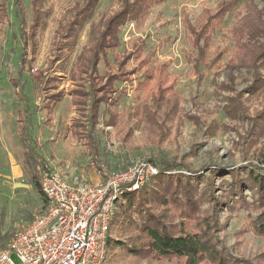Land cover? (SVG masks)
Listing matches in <instances>:
<instances>
[{"label": "rangeland", "instance_id": "1", "mask_svg": "<svg viewBox=\"0 0 264 264\" xmlns=\"http://www.w3.org/2000/svg\"><path fill=\"white\" fill-rule=\"evenodd\" d=\"M83 1L46 0L50 16L33 39L31 0H22L28 41L24 61L25 43L14 0L8 2L7 17L0 23V246L8 244L18 230L48 208L44 194L34 184L33 168L23 155L22 126L38 142L36 150L50 171L73 180L80 176L91 180L90 175L99 168L115 171L142 160L176 161L207 174L205 180L214 185L213 195L221 199L228 191L231 175L223 172L228 181L222 176L212 177L207 173L210 168L234 169L251 163L264 167V69L256 74L232 58L230 30L239 6L217 28L204 65L196 66L191 59L196 54L187 37L185 15L196 24L206 16L205 11L212 13L228 0H169L153 5L140 20H129L122 27V44L109 54V60L102 61L101 73L111 71L115 54L132 50L137 41L143 43L142 55L133 58L129 68L143 60L142 67L165 63L169 78L162 87H172L162 94L161 101L150 99L147 88L139 85L144 72L140 69L132 81L120 85L126 93H121L118 101L101 105L96 127L99 167L85 133L79 134L74 125L79 115L67 94L74 88L71 65L89 46L90 23L80 33L73 51L65 53L66 70L60 72V63L52 64L56 34ZM121 7V0H102L93 18L96 27ZM58 93L63 94L59 102L49 99ZM239 176H245L243 169ZM206 181L202 186L208 187ZM244 197L252 201L248 189ZM124 203L122 197L114 210L107 264H170L150 262L128 252L127 245L137 243L130 241L133 226H126L124 218L119 223L114 221L115 212H122ZM131 213L139 223L138 213ZM255 215L254 208L230 199L219 208L216 234L233 256L264 264V240L252 232L241 233Z\"/></svg>", "mask_w": 264, "mask_h": 264}, {"label": "trees", "instance_id": "2", "mask_svg": "<svg viewBox=\"0 0 264 264\" xmlns=\"http://www.w3.org/2000/svg\"><path fill=\"white\" fill-rule=\"evenodd\" d=\"M0 23L7 17V5L10 0H0ZM102 0H84L82 4L72 10V17L68 24L61 27L58 40L54 41L55 56L52 64L60 63V72L66 70L65 53L73 51L77 38L87 23H90L89 46L84 53L78 55L70 68V79L74 88L68 90L72 98L78 118L74 119L79 134L89 140L93 161L100 167V155L96 146V127L100 118L101 105L113 103L120 99L121 93H126L120 86L128 81L140 69H143V80L139 85L147 88V96L161 101L162 94L170 91L172 86L163 88L162 83L169 78L167 64H156L142 67L145 60L138 66L129 68L130 61L140 59L143 43H133V49L116 53L114 67L103 74L100 65L103 60H109V54L122 44L121 29L127 21L140 20L148 13L150 7L169 0H121L119 11L109 16L97 26L93 18ZM46 0H31L33 21L31 25L32 38L36 39L39 29L46 26L50 12L46 9ZM16 12L21 23L22 37L27 51L25 9L22 0H14ZM239 6L236 22L231 28L234 49L232 58L241 61L254 73L260 74L264 69V0H228L222 1L215 11H205L206 16L196 24L188 16L184 17L187 37L193 48L192 62L196 66L204 65L210 57L213 35L226 17ZM209 12V13H208ZM221 52H218L220 55ZM208 65V62H206ZM199 67V68H200ZM58 80L57 76L54 78ZM45 83H48L46 80ZM54 87H57L54 85ZM152 88L158 89L154 92ZM174 94V90L171 92ZM122 95V96H123ZM54 102H59L63 94H55ZM21 140L24 146V158L33 168L32 178L38 191L41 190L40 173H49L50 169L45 158L37 150V141L31 137L27 127L21 128ZM81 136V135H80ZM159 173L151 178L141 189L127 192L123 197L125 203L115 212L114 221L127 219L126 226L135 233L130 236L133 246L127 245L130 254L146 259L150 262H165L170 264H260L259 262L233 256L227 246L219 240L216 231L218 211L220 206L230 199H236L247 207L256 210V215L248 220L241 233L252 232L264 240V167L248 164L239 168L224 169L210 168L207 173L212 177L222 176L223 172L231 175L228 181V191L220 197L213 195L212 181H206L202 172L192 171L184 164L176 161H161L157 163ZM243 169L245 176L241 178L239 171ZM206 181L208 187L202 186ZM248 189L252 201L244 197V190ZM119 201V200H118ZM117 201V202H118ZM117 204V203H116ZM116 208V207H115ZM132 211L138 213L140 222L134 220ZM123 213L125 215H123ZM109 246V245H108Z\"/></svg>", "mask_w": 264, "mask_h": 264}, {"label": "built area", "instance_id": "3", "mask_svg": "<svg viewBox=\"0 0 264 264\" xmlns=\"http://www.w3.org/2000/svg\"><path fill=\"white\" fill-rule=\"evenodd\" d=\"M158 173L148 160L115 171L99 168L98 181L46 173L41 190L48 208L0 246V264H107L117 201Z\"/></svg>", "mask_w": 264, "mask_h": 264}, {"label": "crops", "instance_id": "4", "mask_svg": "<svg viewBox=\"0 0 264 264\" xmlns=\"http://www.w3.org/2000/svg\"><path fill=\"white\" fill-rule=\"evenodd\" d=\"M22 128V127H21ZM22 137V136H21ZM23 144V143H22ZM23 155H24V146H23ZM65 175V174H64ZM66 177L68 178V179H70V180H73V179H71V177L70 176H67L66 175ZM90 181H98V180H100V176L97 174V172L94 170V172L90 175Z\"/></svg>", "mask_w": 264, "mask_h": 264}]
</instances>
